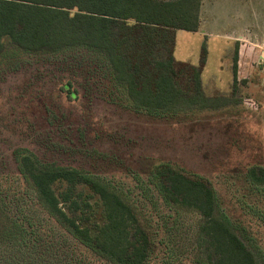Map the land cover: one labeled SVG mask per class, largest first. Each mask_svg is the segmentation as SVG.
I'll return each mask as SVG.
<instances>
[{"label": "rangeland", "instance_id": "1", "mask_svg": "<svg viewBox=\"0 0 264 264\" xmlns=\"http://www.w3.org/2000/svg\"><path fill=\"white\" fill-rule=\"evenodd\" d=\"M198 12L196 32L175 31L173 57L197 67L203 48V92L225 104L156 118L134 109L97 54L81 47L32 54L5 41L0 225L27 224L36 241L0 237V264H73L85 257L99 264L38 204L18 163L30 154L43 165L88 172L124 194L156 244L148 264L206 263L200 217L164 205L146 178L161 164L201 176L239 239L264 264V0H199Z\"/></svg>", "mask_w": 264, "mask_h": 264}, {"label": "trees", "instance_id": "2", "mask_svg": "<svg viewBox=\"0 0 264 264\" xmlns=\"http://www.w3.org/2000/svg\"><path fill=\"white\" fill-rule=\"evenodd\" d=\"M198 11L199 0H0V54L5 41L32 54L84 48L106 61L134 109L154 118L219 107L224 99L207 97L201 85L205 50H201L197 67L173 57L175 31L196 32ZM232 59L235 82L237 47ZM69 84L63 90L73 99ZM18 163L48 218L88 252L93 262L151 261L156 244L124 194L88 172L43 165L31 154L20 156ZM146 178L164 205L200 217L197 238L205 264H260L237 236L204 178L168 164L154 168ZM24 227L15 222L0 225V237L32 246L34 232L27 224ZM73 264L92 262L85 257Z\"/></svg>", "mask_w": 264, "mask_h": 264}, {"label": "crops", "instance_id": "3", "mask_svg": "<svg viewBox=\"0 0 264 264\" xmlns=\"http://www.w3.org/2000/svg\"><path fill=\"white\" fill-rule=\"evenodd\" d=\"M199 18H200V17L198 16V20H199ZM198 24H199V22H198ZM236 43H238V42H236ZM236 43H235V44H236ZM239 55H240V46H239V48H238V56H239ZM239 58H240V56H239ZM239 58H238V60H239ZM238 60H237V61H238ZM237 65H239V63H238ZM231 66H232V65H231ZM227 68H228V67H227ZM237 69H238V66H237ZM230 71H231V70H230ZM231 73H232V71H231ZM232 80H233V73H232Z\"/></svg>", "mask_w": 264, "mask_h": 264}]
</instances>
